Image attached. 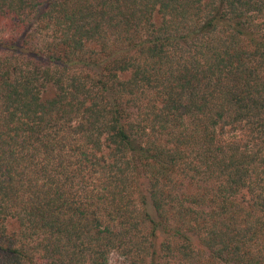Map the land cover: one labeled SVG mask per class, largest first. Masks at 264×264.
Returning <instances> with one entry per match:
<instances>
[{"label": "trees", "instance_id": "16d2710c", "mask_svg": "<svg viewBox=\"0 0 264 264\" xmlns=\"http://www.w3.org/2000/svg\"><path fill=\"white\" fill-rule=\"evenodd\" d=\"M264 264V0H0V264Z\"/></svg>", "mask_w": 264, "mask_h": 264}, {"label": "rangeland", "instance_id": "374dc122", "mask_svg": "<svg viewBox=\"0 0 264 264\" xmlns=\"http://www.w3.org/2000/svg\"><path fill=\"white\" fill-rule=\"evenodd\" d=\"M112 264H124L123 259L116 255L112 259Z\"/></svg>", "mask_w": 264, "mask_h": 264}]
</instances>
